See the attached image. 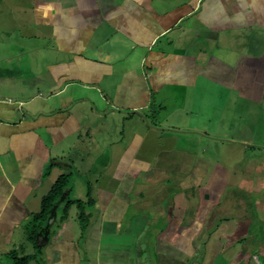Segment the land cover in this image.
Masks as SVG:
<instances>
[{
	"label": "crops",
	"instance_id": "obj_1",
	"mask_svg": "<svg viewBox=\"0 0 264 264\" xmlns=\"http://www.w3.org/2000/svg\"><path fill=\"white\" fill-rule=\"evenodd\" d=\"M228 92L264 106V0H0V264L13 251L27 264H264L263 116L243 120L241 164L214 166L205 186L204 166L186 171L198 193L165 211L160 183L136 191L153 169L141 131L164 139L165 99L195 108ZM61 176L35 244L26 232Z\"/></svg>",
	"mask_w": 264,
	"mask_h": 264
},
{
	"label": "rangeland",
	"instance_id": "obj_2",
	"mask_svg": "<svg viewBox=\"0 0 264 264\" xmlns=\"http://www.w3.org/2000/svg\"><path fill=\"white\" fill-rule=\"evenodd\" d=\"M238 99V92L233 94L228 92L225 95L222 94V97L218 95L216 100L212 98L210 102H200L198 107L193 108L188 105L184 109L181 99L177 97L176 99L166 98L165 111L160 113L162 119L165 117V124H161V126L153 125L154 127L165 128L164 139L158 138V135L160 136L163 132L141 131L145 138L139 154L153 164V169L150 173L139 175L136 191H145L144 186L146 183L149 185L160 183L156 191L157 194L153 195L152 202L155 206L160 204L167 211L175 193L180 189L183 190L182 185L184 183L182 180L188 173L186 171L193 170L192 165L204 166L201 169L205 173L201 174L200 179L199 177H196V179L201 180L202 185L205 186L210 170L214 166L219 165L225 169H232L234 164H241L250 153L247 149H244L240 141L245 137L249 138L250 133H248L243 120L247 116L253 122L255 120V123L262 116L264 119V106L262 107V104L259 105L256 101H250L252 104L249 110L247 108L243 109L237 103ZM245 103L248 102L245 101ZM248 111L249 113L246 114ZM175 113L185 115L187 121L176 122L172 118ZM252 127L256 126L251 125ZM162 183H165V186L169 189H161ZM190 184L192 185V183ZM183 192L186 195L188 194L187 196L198 193L193 189L183 190ZM201 193L202 196L207 194L204 193V188ZM158 197L164 198L162 204L161 200L157 199ZM17 255L20 257L24 254L17 253Z\"/></svg>",
	"mask_w": 264,
	"mask_h": 264
},
{
	"label": "trees",
	"instance_id": "obj_3",
	"mask_svg": "<svg viewBox=\"0 0 264 264\" xmlns=\"http://www.w3.org/2000/svg\"><path fill=\"white\" fill-rule=\"evenodd\" d=\"M68 176H61L58 178V180L55 182L52 190L50 193L43 198L42 206V216H36L35 220L32 221L31 225L29 226V231L27 233V239L30 240L33 243H37V238L39 236H42L44 232H36L37 229L41 230V223L47 221V217L49 213L54 209V206L56 205L57 199L62 195L63 190L65 189V186L67 184ZM71 203L74 202H68L65 211L67 212L68 208L70 207ZM78 206L81 208V204L79 202H76ZM80 222L83 223L84 217L82 212H80L79 215ZM47 223V222H46ZM85 225H83L84 227ZM33 258V255H24L19 257L16 252L10 253V259L11 264H27L30 259Z\"/></svg>",
	"mask_w": 264,
	"mask_h": 264
}]
</instances>
